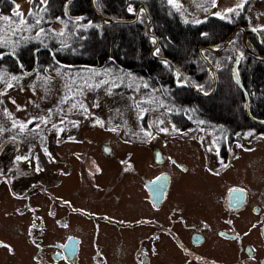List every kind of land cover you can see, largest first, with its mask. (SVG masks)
Listing matches in <instances>:
<instances>
[{"label": "rangeland", "instance_id": "obj_1", "mask_svg": "<svg viewBox=\"0 0 264 264\" xmlns=\"http://www.w3.org/2000/svg\"><path fill=\"white\" fill-rule=\"evenodd\" d=\"M29 1L14 0L18 10L22 11L24 9L23 13ZM174 2L182 11L181 19L183 21L187 19L194 20L213 12L228 16L230 13L227 11L228 9H235V11L231 12L234 13L231 18H235L241 9L243 14H246V24L249 22L253 26H260L262 31L264 30V0H174ZM238 4H243V7L238 8ZM95 12L99 13L98 10H95ZM107 19L110 18H105L102 21L108 22ZM14 25H17V23L7 21L3 10H0V33L5 31V27L13 28L12 26ZM55 29L60 32V25L56 24ZM2 36L0 35V38ZM69 36L73 35H66L68 38ZM60 38L61 35H58L57 39L63 42V39ZM213 38L215 37L213 36ZM70 40L71 42L68 44L70 49L65 48L62 54L75 59L89 58V54L82 53L84 55H81L77 51L79 49L71 48V45L75 43L74 37ZM220 40L217 39V41ZM237 40L240 41V38L238 37ZM224 41L221 45H215L216 51L214 53L220 55L227 48L231 50L239 48L228 44V42L224 43ZM240 44L243 47L248 42L242 40ZM25 45V43H22L17 46ZM246 48H249V46ZM235 51L241 54L240 51ZM259 52H264V48H251V50H248L247 55L250 58L252 57V63L255 61L256 55L259 56L257 54ZM226 59L222 57L219 61L218 71L216 70L215 72L217 81L221 75L230 77V71L223 66ZM49 70L51 71L49 77H44L40 73L28 77L26 75L23 76L20 82L10 88V83H5L3 89L6 92L0 96L2 97L0 104L3 108H0V146L11 144L13 140L8 139V134L15 133L18 144L12 146L11 150L16 157L21 156L23 162L20 168L25 173V175L17 174L13 180L9 181L10 186L16 190L15 192L8 190L6 185H3V188L0 189V244L2 245V249H0V264H37L33 259L34 255L40 258L43 257V254L48 258L49 264L62 263L61 261H53L49 255L51 249H55L56 241L63 239L69 233L79 235L89 228L88 221L78 216H75V219L69 221L66 226L64 224L62 227L55 225L51 202L48 197L40 194L36 187L32 188L35 184H38L39 189H41L42 185H45L54 194L72 199L75 205H87L92 211L98 213L113 214L133 220L139 215L148 214L147 206L142 200L144 192L139 190V188L142 181H146L155 173L152 161L153 148L155 150L156 147L161 148L165 155V161H170L172 166L174 165L173 161H175L190 168L196 166L200 161L214 159V153L208 148L207 154L204 153L203 147L199 144L198 136L193 131H176V128L171 125L166 116V111L162 110L163 107L167 109V106L164 105V100L157 87L154 88L153 99L149 102L147 101L144 95L141 94L143 89L137 84V81L142 78L141 76L133 73L130 75L118 69H104L101 67H97L96 70L86 68L71 72L58 68ZM155 73L158 74V70H155ZM185 79L191 84L188 77H185ZM119 85L124 88L125 93H110L113 87ZM128 89L129 92L127 91ZM216 89L217 83L214 86L212 95H215ZM191 92L193 93L192 90ZM133 95L135 97L132 98ZM217 96L218 93L213 99ZM36 100L42 101L41 109L46 114L51 113L53 105L59 106L63 114L59 116L54 113L52 115L58 119L57 122L63 118L61 128H57V131L59 132L67 124L65 132H68V136L72 138L64 136V139H61L62 134L57 136L54 130L56 124L53 126L51 134L44 133V131L35 132L33 128L26 132L22 131L28 126L24 118L34 116V113H36L29 106L31 102ZM44 100H50V102H44ZM96 100H98V103H96ZM135 103L140 106L141 104L144 105L143 109H139L142 110L141 112H139ZM225 106L228 107L230 105L226 103ZM186 110H189V112H186ZM175 113L174 115L183 114L188 117V119L183 121L182 125L179 122L181 117L176 116L177 128L191 127L195 123V125L203 129L226 128L229 134H232L233 130L236 134L241 131L244 135H247L245 132L250 131L249 133H251L253 130L249 128L238 131L239 127L215 126V120L204 117L195 108H181L179 106ZM170 116H172L171 113ZM68 119H71V121L69 122ZM206 119L210 120V122L207 123ZM141 120L144 121L146 128L153 130L151 135L154 136V140L151 147H145L147 142L143 146L136 140L137 143L134 141V137L139 133L132 131L136 128H145ZM42 121L43 123H51L50 118ZM201 122L207 128H204L200 124ZM16 131L18 132L16 133ZM209 132L211 131L203 132L202 135L205 147L210 144V137L204 135V133ZM85 138L93 141L91 143L87 142ZM228 140V145H231L233 141L231 139ZM78 142L84 143L79 144ZM253 142L256 145V150L254 151L252 148L243 150L238 146L234 147L235 160L230 164L225 176L232 181V184L247 181L251 188L252 205H258L260 202H264V137L260 134L254 138ZM130 143L134 145H130ZM101 145H109L113 150L114 156L109 158L104 154L100 150ZM3 148H0V155L4 161L10 158L11 152L9 153L7 149L2 151ZM195 152L202 153L203 157L199 160H194L196 159ZM79 153H83L79 160L80 163L78 162L79 156H77ZM48 156L57 158L60 163H65L64 169L66 168V171H63V174H59V185L50 184L57 178L52 177V170L53 167L62 168L63 166L54 163V160H52L53 163H50ZM128 160L132 161L133 164L130 163L131 166L125 168L120 182L116 183L118 164L127 165ZM39 161L40 168L32 169L31 164H36ZM88 161L101 162L103 174L98 177L99 182H102L103 185L107 183L114 185L113 193L109 196H103L104 193L102 191L93 193L90 187L88 188L80 182L76 169L73 167L82 164L87 165ZM2 162L0 160V165ZM167 165L173 172L172 166ZM15 172L16 169L12 170L10 175ZM183 172L180 169L179 174L174 179L169 204H172V202L177 203V214H183L182 209L184 208V213L189 222L191 219H197L194 218V215H200L202 218L204 216L207 220H211L212 224L215 222L216 224L220 223V220H215L218 216L219 207L214 202L215 195L213 192L220 190V181L222 182V180L210 177L211 175L200 167L197 171L190 169ZM114 196L119 198L115 199ZM20 208H22V216L20 215ZM37 211L42 213V219L41 217L39 219ZM168 212H171V218L166 217V212L161 215V218L165 217L167 221L173 222L174 225L179 224L177 218L180 215H176L173 210ZM30 215L31 218L28 217ZM239 219L238 225L241 231L250 230V227L256 229L260 226L258 219L253 217L250 218V223L247 222L248 218ZM24 223L30 227L25 229L26 234L20 230L21 225ZM101 226L100 242L106 245L109 253L112 252L117 240H121L125 248H127L131 243L130 241L146 239L150 233L148 232L143 237L138 238L136 235L141 233L142 229L140 228L116 227L109 224H101ZM177 227L181 232L179 226ZM234 227L241 234L238 226L235 225ZM164 233L166 232L160 231L158 234H153L155 242H161L158 246L160 257H163L164 254L167 258L173 257L176 262L179 258V253L172 244L173 240H169ZM85 237L87 238V234H85ZM249 238L250 240L254 238V245L259 248L261 237L259 235L258 237L250 235ZM209 239L211 242L214 241L211 245L205 246L204 250L202 248V253L225 259L226 253L223 250L226 249V245L218 238L216 239L214 235L210 236ZM4 245H7V247ZM88 249L90 250V248ZM38 250H42L41 255L38 254ZM109 264H115L113 257H111Z\"/></svg>", "mask_w": 264, "mask_h": 264}, {"label": "trees", "instance_id": "obj_2", "mask_svg": "<svg viewBox=\"0 0 264 264\" xmlns=\"http://www.w3.org/2000/svg\"><path fill=\"white\" fill-rule=\"evenodd\" d=\"M10 1L0 0V10L5 15L14 13L13 3ZM141 3L148 10L151 19L150 34L154 39L146 31L147 18L144 11L140 9L137 18L129 21ZM95 9L104 18L127 22L109 24L94 14ZM233 15L231 12L228 16L216 13L182 22L171 0H32L26 16L28 24L25 25L24 18L17 15L12 21L18 23L16 35L0 41V90L5 83L14 80L17 72L14 67L17 68L18 63L25 70H32L35 74L40 73L46 77L47 68L51 69L54 62H66L62 51L65 48L70 49L68 44L74 37L75 43L71 48L79 49L77 51L81 55L89 54V58H74V61L66 64H95L104 69H118L153 81L157 85L154 88L159 89L164 105L167 106V109L163 107L162 110L166 111L173 127L177 126L176 116L181 117L179 122L182 125L188 119L183 114L174 115L181 106L195 108L204 117L215 120L217 126L251 128L252 131L264 133V52L257 53L262 60L256 58L257 60L251 62L252 57H248L245 48L240 44L241 30L237 29L240 26L249 27L251 24L245 23L246 14L241 9L238 16L231 18ZM68 16L78 19L71 20ZM52 20L63 23L64 32L60 38L63 42L57 39L56 29L51 28ZM26 28L31 30L30 35H24ZM249 28L259 32L262 42L259 43L254 32L247 31L249 48H264V30L254 26ZM37 31H41V35H37ZM233 32L235 35L228 44L239 48H227L220 55L209 51L215 49V45H221ZM66 35L73 36L68 38ZM238 37L240 41L237 40ZM155 40L158 43L156 50L152 48ZM22 43L26 45L17 46ZM222 57L227 58L223 66L230 71V77H218L215 92L218 96L215 99V95L199 96L186 86L175 85L174 77L177 73L180 81L188 77L198 91L206 94L213 85L207 62L216 72ZM9 67L13 70H8ZM155 70L159 73L156 74ZM8 74L12 77L8 78ZM141 94L148 102L154 97L153 90ZM46 101L50 102L44 100ZM226 103L230 106L226 107ZM142 106L144 108L143 104ZM205 121L210 122L208 119ZM57 128H61V124Z\"/></svg>", "mask_w": 264, "mask_h": 264}, {"label": "flooded vegetation", "instance_id": "obj_3", "mask_svg": "<svg viewBox=\"0 0 264 264\" xmlns=\"http://www.w3.org/2000/svg\"><path fill=\"white\" fill-rule=\"evenodd\" d=\"M175 130L183 132L193 131L198 136L199 144L203 147L204 153L207 154L208 148L214 153V159L200 161L196 166L190 168L175 161H173L174 165L172 166L170 161H165V155L161 148L156 147V150L153 148L152 161L155 173L146 181H142L139 188V190H143L144 192L142 200L147 206L148 214L146 215H139L133 220H128L113 214L98 213L92 211L87 205H75L72 199L54 194L45 185H42L41 189H39L38 184L33 185L32 188L36 187L40 194L48 197L50 200L55 225L66 226L69 221L75 219V216L88 221L89 228L81 234L69 233L63 239L56 241L55 249H51L49 255L53 261H61L62 263L55 264H109L111 257L114 258L115 264H264V202L252 205L250 184L247 181L232 184V181L225 176L230 164L235 160L234 147L238 146L244 149L247 148V143H240L239 140L237 143L232 142L231 146L228 145L230 135L227 131L219 133L218 130L203 128H181ZM206 131H214V133L211 134L212 137L209 136L210 144L205 147L202 135ZM132 132L139 133L134 137V141L136 140L141 145L147 142L145 147L152 146V141L154 140V136L151 135L153 133L152 129L136 128ZM222 136L223 138H221ZM85 139L90 143L93 141L89 138ZM136 141L135 143H137ZM78 143L83 144L84 142ZM100 150L109 158L114 156L113 150L109 145H101ZM82 154H77L79 156L78 162ZM17 157L21 158V156ZM17 157H12L11 154L10 158L3 161L1 156V162H3L0 165V189L3 188V185H6L8 190L15 192L16 190L10 186L9 181L13 180L17 174L25 175L20 168L23 161L22 159L17 160ZM163 157L164 160L162 159ZM202 157V153H196V159L194 160H199ZM52 160H54V163L63 166L62 168L53 167L52 170V177L57 178L50 184L59 185L60 179L58 177L59 174H63V171H66V168L64 169L65 163H60L55 157L54 159H49L50 163H53ZM72 160L74 161V159ZM128 161L127 165L118 164L116 183L120 182L125 168L130 167V163L133 164L132 161ZM167 164L172 166L174 174ZM31 166L32 169H39L40 161L36 164H31ZM199 167L211 175L210 177L222 180V182L220 181V190L213 192L215 195L214 202L219 207L217 211L218 216L215 220H220V223L216 224L215 222L212 224L211 220H207L204 216L202 218L200 215H194V218L197 219H191L189 222L184 213V208L182 209L183 214H177V203L172 202V204H169L170 194L174 185L173 182L176 175L179 174L180 169L184 172L190 169L197 171ZM73 168L76 169L80 182L86 187H90L93 193L102 191L104 193L103 196H109L113 193V184L109 185L107 183L103 185L98 180V177L103 174V167L100 161H88L87 165H76ZM14 169H16V172L10 175V172ZM114 198L118 199L119 197L114 196ZM21 210L22 208H20V215L22 216ZM170 210H173L176 215H180L177 218L179 224L174 225L173 222L167 221L165 217L161 218L164 212H166V217L171 218L172 214L168 212ZM38 213L39 219L40 217L42 219V213L40 211ZM28 217L31 218V215ZM251 217L258 219L260 226L256 229L250 227V230L241 231L238 225L239 218H248L247 222L250 223ZM101 224L125 228H140L142 231L136 235L138 238L143 237L148 232L150 233L146 239L130 241L131 243L127 248H125L121 240H117L112 248V252L109 253L106 245L100 242ZM235 225L238 226L241 234L235 230ZM177 226H179L181 232ZM28 228L30 227L24 223L21 225L20 230L26 234L25 229ZM160 231L166 232L164 233L165 236L167 235L169 240H173L172 244L179 253V258L176 262L173 257L167 258L164 254L163 257H160L161 254L158 246L161 242H155L153 239V234H158ZM85 234H87V238ZM212 235L226 245V249L223 250L226 253L225 259L202 253V248L204 250L205 246L213 243L214 240L211 242L209 239ZM250 235L252 237H258V235L261 237L259 248L254 245V238L250 240ZM38 246L40 247V245ZM0 249H2L1 244ZM69 250L71 254H69ZM38 254L41 255L42 250H38ZM33 259L37 264H49L48 258L44 254L40 258L34 255Z\"/></svg>", "mask_w": 264, "mask_h": 264}, {"label": "water", "instance_id": "obj_4", "mask_svg": "<svg viewBox=\"0 0 264 264\" xmlns=\"http://www.w3.org/2000/svg\"><path fill=\"white\" fill-rule=\"evenodd\" d=\"M94 13H95V15H96L97 17H99L101 20H104V19H105V18L102 17L99 13L95 12V10H94ZM146 17H147V19H148V23H147L146 31H147V33H148L151 37H154L152 34H150V30H149V28H150V26H151V19H150V16H149L148 12H146ZM107 21L109 22V24L118 23V22H126V21L114 20V19H107ZM237 29H240V30L244 31V28H243V27H238ZM234 34H235V32L231 33V34L225 39L224 43L229 42L230 39L234 36ZM155 39H156V38H155ZM155 46H156V45H154L153 49L155 48ZM246 47H247V46H246V44H245V45H244V48H245L246 52H248V48H246ZM153 49H152V51H153ZM209 51H211V52H215L216 50H213V49L210 50V49H209ZM256 58L259 59V60H260V59L262 60V58H261L260 56H257V55H256ZM203 60H204V58H203ZM204 61H205V60H204ZM207 65L209 66V69L211 70V72H212V74H213V79H214V83H213L212 90H211V92H209L208 94H204V93H202V92L196 90V89H195V88H194V87L188 82V80L185 79L187 85L190 87V89H191L195 94H197V95H199V96H205V97H208V96H210L211 94H213V92H214V86H215V84H216L215 72H214L213 68H212L208 63H207ZM172 67H174V66H172Z\"/></svg>", "mask_w": 264, "mask_h": 264}, {"label": "snow or ice", "instance_id": "obj_5", "mask_svg": "<svg viewBox=\"0 0 264 264\" xmlns=\"http://www.w3.org/2000/svg\"><path fill=\"white\" fill-rule=\"evenodd\" d=\"M237 7L239 8V7H243V4H238L237 5ZM227 11H229V12H233V11H235V9H228ZM31 14V13H30ZM16 15H19V13H16ZM9 86H11V85H9ZM29 123H31V122H29ZM19 159H21L20 157H17V160H19ZM5 247H7V245H4ZM69 254H71L70 253V250H69Z\"/></svg>", "mask_w": 264, "mask_h": 264}]
</instances>
